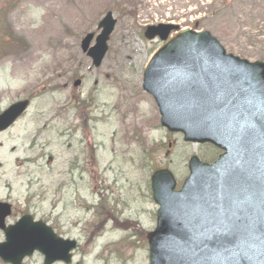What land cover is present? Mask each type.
<instances>
[{"label":"rangeland","instance_id":"obj_1","mask_svg":"<svg viewBox=\"0 0 264 264\" xmlns=\"http://www.w3.org/2000/svg\"><path fill=\"white\" fill-rule=\"evenodd\" d=\"M0 9L11 27L0 34V113L32 99L26 114L0 134V202L15 208L9 222L29 210L76 240L72 264H150L147 234L158 209L152 173L169 168L180 188L191 156L212 162L219 152L184 143L160 126L142 82L161 42L145 39V29L170 23L208 31L228 54L264 61V0H0ZM108 12L117 24L102 66L94 69L80 43L100 33ZM13 30L23 42L6 53L2 42ZM84 99L85 127L76 109ZM116 222L138 223L142 232ZM24 264H43V256Z\"/></svg>","mask_w":264,"mask_h":264},{"label":"water","instance_id":"obj_2","mask_svg":"<svg viewBox=\"0 0 264 264\" xmlns=\"http://www.w3.org/2000/svg\"><path fill=\"white\" fill-rule=\"evenodd\" d=\"M114 26L109 13L96 46L88 51L93 35L82 42L95 67L104 59ZM177 29L149 27L145 35L165 41ZM144 88L156 99L169 131L182 132L185 141L210 142L226 150L213 166L193 157L180 192H174V178L166 169L152 177L160 210L157 228L148 236L151 264H264V63L226 55L207 32L183 31L154 55ZM28 105L21 102L3 113L0 132ZM10 213L9 205L0 204L4 262L22 264L39 251L45 264L71 263L76 242L58 238L31 217L6 228Z\"/></svg>","mask_w":264,"mask_h":264}]
</instances>
